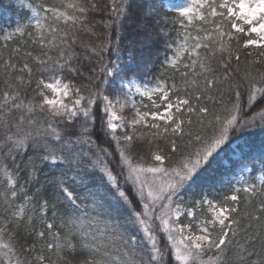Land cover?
Masks as SVG:
<instances>
[{"label":"snow or ice","instance_id":"obj_1","mask_svg":"<svg viewBox=\"0 0 264 264\" xmlns=\"http://www.w3.org/2000/svg\"><path fill=\"white\" fill-rule=\"evenodd\" d=\"M20 6L31 17L3 32L4 48L19 37L10 51L21 54L27 35L38 53L0 63V264H229V253L235 264H264V174H243L255 171L244 161L254 151L247 137L256 134L264 170V0L178 6L172 21L178 40L164 39L171 55L161 65L165 73L174 70L172 82L152 84L140 82L146 65L128 68L131 41L122 59L132 0H110L108 19L92 23L88 14L103 11L96 0H20ZM151 12L134 21L143 39H151ZM95 23L108 30L107 39L80 41L84 58H97L85 70L75 63L74 46L79 33L96 35ZM254 51L241 70L242 52ZM34 77L31 98H22L20 87L30 88ZM127 107L134 110L130 119L122 114ZM228 149L239 150L241 175L218 181L226 188L220 198L186 202L190 189L211 185ZM21 226L36 240L18 250ZM37 240L44 242L39 251Z\"/></svg>","mask_w":264,"mask_h":264},{"label":"trees","instance_id":"obj_2","mask_svg":"<svg viewBox=\"0 0 264 264\" xmlns=\"http://www.w3.org/2000/svg\"><path fill=\"white\" fill-rule=\"evenodd\" d=\"M178 2H181L185 4L187 0H175ZM34 3H41L44 2V0H33ZM50 2V0H49ZM96 2L99 4V6L103 9L101 12H90L88 14V20L90 23L95 21L103 19H108V15L106 14L108 12V5L110 3V0H96ZM152 8V12L149 16V27L151 28V32L149 35L151 36V39H143L145 33L143 30L134 22L136 17L144 15V13L148 10V8ZM177 12L175 10H168L164 7L161 0H132V9L129 15V19L124 21V29L122 32V36L120 39V48H121V54L122 59L127 58L128 50H129V42L131 41L132 44L135 47L134 52V59L132 64L130 65V70H136L141 67L142 64L146 65L145 68L141 71L140 74V80L146 81L148 84L154 83L156 78L168 80L169 83L172 82V74L173 69L169 68L167 69V73H165L164 68L161 66L162 62L165 58V55H171L170 52L164 47V39H167L168 42H171L175 44L178 40L177 37V31L176 29L179 28V25H173L172 21L176 18ZM31 17V12L28 8L21 7L20 6V0H0V63L3 62V60H7L9 57L13 58V63L21 62L22 63V54L23 52L27 51H33L34 53H38V46H33L31 44V41L29 40L28 36L25 35L22 39L24 41H27V45H20L22 52L19 55H14L10 49L17 46V42L21 39L19 37L13 38L12 41L8 42V48H4V39H3V32L4 31H11L13 30L17 23L24 24L27 23L28 20ZM95 30L96 35H90L87 33H79V39L77 41V44L74 46L75 50L77 52V55L79 59L75 62L77 66L83 65L85 70H87L92 64H95L97 61V58L92 57L91 60L85 59V51L84 49L80 48L79 44L80 41L83 40L86 43H100L103 42L104 39H107V33L108 30L103 27L100 23H95ZM161 33L168 34L166 37L162 38ZM193 34L195 32L193 31ZM97 37H101V40H97ZM112 41L115 43L116 41V31L115 29H112ZM88 55H91L90 53ZM111 58V54L105 56V60ZM256 58L255 51L253 52V56L247 57L245 53L242 52L241 55V61H240V68L241 70L244 69L245 66V60H254ZM31 63V61H30ZM236 67L235 62L233 63V68ZM264 68V65L260 66ZM33 68L35 69V65L33 64ZM14 79V78H13ZM35 79L33 78V83L30 88L27 86L20 87V93L21 97L28 99L31 98L32 92L31 89L35 88ZM175 79L177 82H179V76L176 75ZM5 90V83H4V77L0 75V92H3ZM243 100L246 102V96L243 98ZM147 104H150L149 101H146ZM259 106V105H257ZM97 111V118L99 121V109ZM221 115H224V113H221ZM193 120H195V117H193ZM99 127V123L97 125ZM98 134V133H97ZM262 137L259 134L252 135L247 137L248 144L253 147L254 151L252 152V158L250 160L244 161V163L247 164L249 169H255V171H251L248 173H245L244 176L249 179H255L258 176H261L264 174V170L261 169V165L259 162V144ZM243 147V145H241ZM247 152V149H245ZM231 149L226 150L222 155L221 158L216 162L214 167V180L211 182V185L205 184L201 186V189L199 191L200 195L201 193L206 192L209 196H215L217 198L222 197L224 192L226 191V188L221 183H218V181H223V176H230L231 174L235 173V171L240 168L237 166L236 162L239 160V158L234 159L231 157ZM222 158H225L228 161V166H224L221 162ZM9 167L12 166L11 160L6 161ZM19 162V161H18ZM4 163L3 159L0 158V166H2ZM118 171V170H117ZM257 183L259 181L257 180ZM240 217H243V214L245 212V197L244 193H240ZM258 202L257 200H253L252 203L255 204ZM87 203V201H85ZM248 211H251V209H247ZM248 221L246 219L241 220V228H244L247 225ZM34 227L39 230L41 225L37 222ZM243 235H241V240H243ZM36 240L34 236H29L24 230V226H21L19 233H18V250L19 245H25L27 244L30 246L32 244V241ZM44 243L43 241H36L37 251L40 249V245ZM257 248H259V244H257ZM45 254L47 255V251L45 250ZM21 255H25L24 253H21ZM29 257H31L33 254L28 253L26 254ZM66 256L71 258L70 253H65ZM226 260L229 262V264H235L234 257L232 253H229L226 257Z\"/></svg>","mask_w":264,"mask_h":264},{"label":"rangeland","instance_id":"obj_3","mask_svg":"<svg viewBox=\"0 0 264 264\" xmlns=\"http://www.w3.org/2000/svg\"><path fill=\"white\" fill-rule=\"evenodd\" d=\"M162 1V4L164 5L165 8H167L168 10H175L178 6H181L183 5V3L181 2H178V1H175V0H161ZM132 64V63H131ZM130 64V65H131ZM130 65H128V68L130 67ZM140 82L142 83H146L145 81H141ZM147 100L145 99L144 100V103H147L146 102ZM141 102V98L140 97H136V103L139 105ZM150 102V101H149ZM159 102V101H158ZM127 119H130L134 116V110L131 108V107H127L124 109V112L122 113ZM223 154V153H222ZM231 157L234 158V159H237L239 158V151H236V154L234 155L233 152L231 153ZM222 164L224 166H228V161L225 159V158H222L221 160ZM242 173V169L239 168L235 171V173L231 174L230 176H223V181L224 182H235V180L241 175ZM245 173H248V172H244L243 174ZM259 177V176H258ZM201 187H196L194 189H190L187 193L184 194V198H185V201H189L190 199H197L199 198L200 196L202 195H208L206 192L204 193H199ZM200 213H198L199 215ZM186 218H183L182 217V220H184ZM166 242L163 240L162 238V244Z\"/></svg>","mask_w":264,"mask_h":264}]
</instances>
